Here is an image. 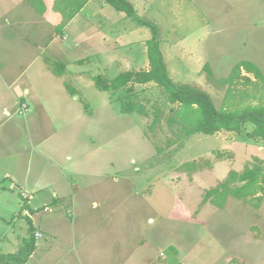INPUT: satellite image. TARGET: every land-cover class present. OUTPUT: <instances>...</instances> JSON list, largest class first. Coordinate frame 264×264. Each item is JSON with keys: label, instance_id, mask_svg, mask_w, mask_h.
Listing matches in <instances>:
<instances>
[{"label": "rangeland", "instance_id": "374dc122", "mask_svg": "<svg viewBox=\"0 0 264 264\" xmlns=\"http://www.w3.org/2000/svg\"><path fill=\"white\" fill-rule=\"evenodd\" d=\"M24 1L27 5L0 0V30L6 31L13 47L23 44L27 35L40 40L41 57L64 64L63 84L74 88L95 112L91 125L83 121L80 102L82 112L73 109L69 129L47 124L42 136L55 132L60 141L91 145L86 159H79L89 163L81 183L98 185L103 196L113 194L106 204L103 199L96 201L84 214L98 221L91 225L95 228L82 245L56 237L58 252L47 264H264V192L258 198L240 201L233 190L244 186L240 176L256 164L264 174V143L248 137L253 126L245 125L240 134H196L177 141L166 123L176 106L167 102L156 85H135L133 94L126 90L103 93L92 82L94 76L111 80L125 72L147 70L145 42L151 36L147 27L116 12L104 0H86L83 15L93 14L95 24L107 28L104 38L91 19L92 28L87 32L99 34L93 40H104L107 54L100 51L103 57L98 52L100 42L83 44L85 35L77 33L78 24L70 25L81 12H76L75 1L79 0ZM127 1L138 18L157 28L164 62L175 83L198 86L219 110L264 105V85L218 90L207 83L202 70L208 64L216 81L226 78L238 62L248 61L264 76V0ZM37 49L31 48L30 57L41 54ZM11 58V62L22 60L15 50ZM23 83L20 76L2 99L10 114H15L24 100L32 103L21 96ZM128 100L144 105L149 117L121 114L120 103ZM155 109L163 112L162 122L150 132ZM11 116L24 120L37 115L31 104L26 113ZM99 168L101 177L97 178L94 170ZM70 179L76 181V177ZM214 189L220 196H206ZM71 212L61 211L67 223L73 220ZM12 214L0 210L1 218L13 217L11 235L19 240L21 230L30 232L33 226L28 218ZM37 214L50 228L53 222L45 219L53 214L43 210ZM48 233L39 242L52 243ZM0 264L17 263L6 259Z\"/></svg>", "mask_w": 264, "mask_h": 264}, {"label": "crops", "instance_id": "0c3cea01", "mask_svg": "<svg viewBox=\"0 0 264 264\" xmlns=\"http://www.w3.org/2000/svg\"><path fill=\"white\" fill-rule=\"evenodd\" d=\"M16 2L27 5L24 0H14V4H17ZM83 10L70 22V25L78 24L77 33L81 32L85 35L83 44L87 42L90 45L98 41L101 44L98 52L103 51L107 54L104 40L92 38L99 34H87L92 28L91 19L94 15L87 17L83 15L85 12ZM93 26L94 28L97 26L94 19ZM97 28L101 31L100 36L104 37L107 28L101 24ZM110 31L114 32V29ZM21 42L23 44L13 47L8 41L6 31L0 30V210L6 213L13 212L14 216L18 213L19 217L28 218L33 226L35 250L23 264H47L48 260L58 252L59 245L54 244L57 241L56 237L64 243L74 240L82 245L95 228L91 225L98 221L94 216L86 217L84 214L97 205L96 201L103 199L102 203L106 204V199L113 198V194L103 196L98 185L89 187L81 183L84 177L83 169H89V163L81 162L79 159L86 157L85 153L90 151L91 145L78 143L75 145L74 142L72 144L60 141L55 132L42 136L47 124L51 127L63 125V128L69 129L74 115L73 109L76 108L81 114V105H79V97H72L66 92L62 79L52 74L41 57L43 50L41 41L27 35ZM35 46L38 48L37 52L41 51V54L30 57L29 52L31 48L35 49ZM12 50L19 53L22 58L20 62H11ZM101 55L104 57L103 54ZM112 56L113 54L108 57L109 60ZM115 56L117 58V55ZM20 68L24 69L18 75ZM20 76L24 78L20 89L21 96L29 97L32 102L26 103L24 100L22 103L28 108L31 104L34 106L37 115L35 119L31 117L24 120L13 119L11 115H15L18 111L10 114L9 108L2 101L10 92L11 83L18 81ZM89 112L90 114L87 115L83 109V115L80 117L91 125L95 120V112L90 107ZM94 171L97 178L101 177V168ZM70 177H76V181L80 179V184L73 182ZM64 209L74 213L70 223L61 217V211ZM40 210L53 214V217L47 215L45 219L46 223L49 219L53 222L50 228L45 226L42 217L37 214ZM55 213L59 214L55 215ZM13 221V217L10 216L8 220L0 217V224L4 225V231L0 232V261L15 255L28 237L27 228L22 230L20 228L21 238L19 240L12 238ZM46 232L52 237V243L39 242ZM81 250H83L82 246ZM34 258H36L35 263H33Z\"/></svg>", "mask_w": 264, "mask_h": 264}, {"label": "trees", "instance_id": "16d2710c", "mask_svg": "<svg viewBox=\"0 0 264 264\" xmlns=\"http://www.w3.org/2000/svg\"><path fill=\"white\" fill-rule=\"evenodd\" d=\"M85 1H75V5L78 7L76 12H79L83 8L82 4ZM105 3L116 12L124 14L138 25L145 26L150 30V39L145 42L149 67L147 70L122 73L111 80L104 79L101 76H94L92 77V82L97 91L115 93L126 90L129 94H133L135 85L152 83L159 88L169 104L176 106L171 110L166 123L173 136L177 138V141L187 139L196 134L205 136H214L220 132L240 134L245 125L251 124L253 129L248 134L249 139L260 140L264 143V105L235 110H219L214 106L211 96L198 86L175 83L170 78L164 62L158 41L157 28L149 22L138 18L133 5L127 0H105ZM73 16L75 17L76 14L71 15L70 20L73 19ZM55 32L58 34L60 28L58 27ZM45 63L51 67V72L54 76L60 78L64 75V64L51 63L47 60ZM202 70L205 72L207 83L213 85L218 90H227L240 85H264L262 72L255 64L248 61L238 62L233 66L226 78L216 81L208 64H205ZM63 85L70 96L79 97V93L74 88L66 83ZM79 101L83 105L85 114L89 115V105L82 98H79ZM120 113L124 115L136 114L145 118L149 117V113L144 105L129 100L120 103ZM162 117L163 112L160 109H155L152 123L149 126L150 132H154L160 126ZM171 144L172 140L170 139L168 145ZM230 176L236 177L232 173ZM239 180L244 183V186L233 189L236 191V198L238 200H252L258 198L256 197L257 195L263 194L264 174L260 164H256L253 169L247 170L240 176ZM222 187L225 188L226 184H223ZM211 195L220 196L218 189L206 193V196ZM32 231L30 229V232H28L29 237L24 241L19 251L6 259L17 264L27 262L35 250V239Z\"/></svg>", "mask_w": 264, "mask_h": 264}, {"label": "built area", "instance_id": "2783aa9c", "mask_svg": "<svg viewBox=\"0 0 264 264\" xmlns=\"http://www.w3.org/2000/svg\"><path fill=\"white\" fill-rule=\"evenodd\" d=\"M28 110V106L24 103V104H21L20 106V109L18 110V113L19 114H22V113H26ZM38 235H36L37 237Z\"/></svg>", "mask_w": 264, "mask_h": 264}]
</instances>
